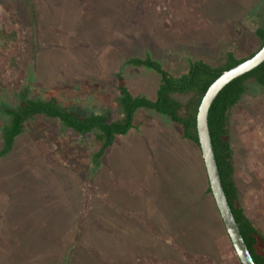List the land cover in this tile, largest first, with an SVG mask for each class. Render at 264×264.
Segmentation results:
<instances>
[{
    "label": "rangeland",
    "instance_id": "374dc122",
    "mask_svg": "<svg viewBox=\"0 0 264 264\" xmlns=\"http://www.w3.org/2000/svg\"><path fill=\"white\" fill-rule=\"evenodd\" d=\"M67 1L34 0L36 15L28 17V8L16 14L13 0H0V104L16 106L20 92L26 90L27 97L55 98L82 116L107 112L109 121L120 120L119 78L128 94L149 99L159 83L155 72L126 64L129 58L149 54L179 76L187 71L188 60L219 66L227 52L247 57L260 45L254 30L264 26V0H116V13L95 20L87 19L85 13L75 15L80 20L70 17ZM78 27L83 30L77 33ZM187 97L176 96L181 102ZM8 122L0 111V147L1 128ZM133 123L98 163L92 159L99 147L94 134L80 135L44 116L24 123L10 153L0 158V212L6 210V203L11 210L15 204L31 203L12 210L18 218L0 225V231L8 228L10 232L0 236V264H19L14 251L21 253L22 242L30 244L36 231L46 227L31 215L23 217L31 204L35 201L38 210H45L48 203L67 200L69 192L79 207H92L97 200L107 202L100 207L110 209L102 212L99 226H132L127 237L125 232L115 241L110 264L126 261L117 257L121 252L133 256L155 250L159 264H172L170 260L175 264H239L210 197L202 195L205 177L197 147L182 139L180 128L164 115L139 108ZM228 130L241 206L264 234V86L246 80L244 93L229 111ZM18 178L25 182L14 186ZM189 179L196 181L194 200L207 203L208 211L214 213L212 219L202 221L200 229L187 227L188 220H195V209L179 201L190 195ZM19 187L42 194L17 199L14 192ZM142 220L160 242L152 237L150 241ZM98 234L104 244L109 242L108 236ZM82 237L86 251L92 241L89 235ZM53 239L62 250L71 244L68 236ZM7 253L11 259H5ZM83 258L74 254L72 264H84ZM91 260L87 264L96 263Z\"/></svg>",
    "mask_w": 264,
    "mask_h": 264
},
{
    "label": "trees",
    "instance_id": "16d2710c",
    "mask_svg": "<svg viewBox=\"0 0 264 264\" xmlns=\"http://www.w3.org/2000/svg\"><path fill=\"white\" fill-rule=\"evenodd\" d=\"M13 3L16 8V14L21 12L23 10L22 8L24 7V9L28 8L26 10V15H28V17H33L36 15V11L32 7L35 3L34 0H13ZM115 3L116 0L67 1L70 17L76 18L75 15L79 17L85 13V15L87 14L86 18L89 20H95V18L98 19L100 16H102V19H105L107 16H111V12H115L117 10ZM75 20L80 19L76 18ZM79 24H81V22ZM76 30L77 33L78 31L81 32L83 27H78ZM254 34L260 41V45L256 49L258 50L264 43V26L257 27L254 30ZM1 40L2 39H0V43ZM253 53L249 54L248 56L252 55ZM245 58H236L231 52H227L219 66H211L201 60H188L187 71L179 76H174L171 74L167 69L163 68L158 61L152 59L149 54H146L143 58H129L126 61V64L133 67L146 68L155 72L159 76V83L155 91V96L152 99H149L143 96H131L128 94L124 87L123 80L119 78L118 101L120 103L123 116L120 120L116 121H109L110 116L107 112L102 114L90 113L89 115L82 116L75 110L60 105V103H58L55 98L48 97L47 99H32L27 97L26 90H23L19 94V101L16 106L8 107L4 104H0V111L4 116L9 118V122L4 124L1 128L2 144L0 147V158L10 153L15 139L23 132L24 123L28 119L34 116H44L49 119L57 120L62 127L71 129L80 135H86L89 133L94 134L95 138L99 141V147L94 152L92 159L93 163H98L105 151L112 147L115 139L118 136L125 135L129 129L134 127V114L139 108L152 111L158 115L166 116L172 123L176 124L180 128L182 139L193 143L198 149L195 115L203 94L205 93L207 87L221 74V72L238 64ZM248 79H252L258 86H264V62L248 73L232 80L220 90V92L212 101L208 110L207 126L217 172L227 204L254 264H264V234L254 226L252 221L246 216L244 209L241 206L238 197V188L234 181L235 169L232 162V149L230 146V136L228 130L229 111L244 93L245 82ZM178 95H187L188 97L185 102H181L176 98ZM202 172L205 177V187L203 189L202 195H208L210 197V204L212 207L214 206L217 216L219 217L210 194L203 164ZM186 175L188 176L187 173ZM20 181L25 182V180H19L18 178V180L14 183V186H17L18 183H21ZM187 183L188 185L189 183L191 184L190 191L194 193L196 191V181L191 182L189 179V182ZM9 185H13V183ZM14 194L16 197H18L17 199H22L24 197H40V194L42 193L41 191L37 192L29 188L19 187L17 191L14 192ZM69 194L70 195L67 199L72 202L71 199H75L74 197H71L70 192ZM63 200L66 199L64 198ZM45 201L46 200H42L44 203ZM30 203L31 202L27 201L19 203V205L15 204L12 210L15 208L17 210V207H22L24 204L27 206ZM195 204L197 207H199L198 211L201 212V219L202 216H205L206 218L210 217L211 219L213 218V213L207 209V203L198 204V202H195ZM9 205H12V203ZM57 205L60 206V208H64L66 203L64 206L55 203H48V207H45V210H38L39 207L34 201L31 204L30 211L26 213V215L23 214V217H28L31 215V217L36 219L37 222H40L41 225L48 226L47 223L49 218H51L53 215L52 213H54V210L55 213L59 211H56ZM5 209L6 210H4V212H0V223L2 222L0 225L2 226L9 224V222H5L7 219L14 220V218H18L15 216V213L13 217L12 210L7 203L5 205ZM68 209L69 210L64 213H68L70 211L69 215H67L69 216L70 222L79 221V223H81L82 220H88L87 215L91 214H88L89 212L87 211V214L85 215L87 217H85L77 214L78 211L75 210L73 206L69 207ZM219 221L224 235L226 236L220 217ZM198 226H202L201 220H199ZM28 229H30V227L26 228V230ZM5 230L6 232H3V230L0 231V236L10 233L8 228H5ZM70 232L75 239L71 238V244L64 245V256L61 262L59 261L60 263L53 261L54 258L56 259V257L61 254L60 248L53 242L54 230L46 228L45 226L41 230L36 231V239L30 244L25 243V241L22 242L25 245V249H23L21 253L14 251L15 257L13 258L16 259V262L19 264H35L34 262H38L40 264H68V258L70 260L72 259L73 253H75L76 248H78V242L81 241L79 230H73V232ZM93 233V229H87V235L93 236ZM32 255L37 256L34 258ZM4 257L5 259H11V255H8V253L4 254ZM5 263H7V261L4 262V264Z\"/></svg>",
    "mask_w": 264,
    "mask_h": 264
},
{
    "label": "crops",
    "instance_id": "0c3cea01",
    "mask_svg": "<svg viewBox=\"0 0 264 264\" xmlns=\"http://www.w3.org/2000/svg\"><path fill=\"white\" fill-rule=\"evenodd\" d=\"M157 114V113H156ZM116 144V141H114L113 145ZM112 145V146H113ZM189 196H181L179 197V201L180 203L182 204V206H185V207H191L192 209V206L193 208L195 209V212H194V216H195V220L193 222V220L191 221V223L189 222V220L187 221V227L190 229L192 228V226H196V227H199V220L203 221L206 217L205 216H202V219H201V214H199V211H198V207L197 205L195 204V202H197V200L195 201L194 198L197 196V192L195 191L194 193L189 191ZM79 201V200H78ZM59 205H62L64 206V204L66 203V205L64 206V208H60V206L57 205V209L59 210V212H56V213H52L53 215L51 216V218H49V221H48V226L46 225L47 228L49 229H52L54 230V236H56L57 238H63L64 236H68L72 239H75L72 235H71V232H73V230H79L80 232V239L81 241L78 242V248H76L75 250V253H73L72 255V259L70 260L68 258V264H72L74 261H73V256L75 254V256H84L83 258V263L84 264H87V263H90L92 262L91 259H94L96 261L95 264H100L103 262H106V264H110L111 262V258L115 257V254L113 252V248H114V243L115 241H119L122 239V237H124V233L126 232V237L128 235V230L131 229V227H127L126 229H123V226L122 224L120 225V227L118 226L117 228L113 229V228H105L103 226H99L97 223L100 224L101 222V214L102 212H107L109 211V207H104V208H107V209H101L100 207L105 204H107V202H99L98 200L97 201H94V205L93 207H87L86 205L79 207L78 203L76 202V200H73L74 202V209L78 211L77 214H80L81 216H85L87 214V211L89 212L88 214L90 215H87L85 217L88 218V220H82L81 223H79V221L77 222H70L69 220V213H64L66 211H68L69 207L70 206V201L67 199L66 200H59ZM64 203V204H63ZM78 205V206H77ZM181 206V205H180ZM114 208H116L115 206H113ZM190 209V210H191ZM56 210V211H58ZM116 210V209H115ZM189 210V211H190ZM92 214H95V215H92ZM214 214V213H213ZM21 215V214H20ZM143 218V217H142ZM93 220V221H92ZM143 220L145 221V219L143 218ZM142 220V229H144V233L145 232H148L149 228L147 227L146 223ZM207 220V218H206ZM57 222V224H53V222ZM102 225V224H101ZM155 228V227H153ZM87 229L90 230V229H93L94 233H93V236H89V242L92 241V243H89V248L85 251L83 249V242H82V235H87L86 232H87ZM107 229V230H105ZM157 229V228H156ZM81 230V231H80ZM102 230V231H101ZM98 232H100L103 236H108L109 237V242L108 243H103L101 240H100V236L98 234ZM149 233V232H148ZM148 233L146 234L147 237H148ZM16 234V233H15ZM14 234V235H15ZM154 235V236H153ZM153 235L151 233H149V237H150V241H153L155 243L160 242L161 241V238H159V235L157 233H153ZM151 237L153 238V240H151ZM167 239H169V237H166ZM170 238H172V236H170ZM148 240V239H147ZM169 241V240H168ZM53 242L54 244H57L58 245V240L57 239H53ZM64 241L62 240V243ZM170 243H172V241L170 240ZM198 244H199V241H198ZM56 245V246H57ZM103 245V246H102ZM156 253H157V250H155ZM104 252H106V255L104 256ZM109 252V253H108ZM60 255L56 257V259L54 258L53 261H56V263H60L61 260L63 259V250L60 249ZM155 252H142V254H135V255H131L130 253L128 252H121L120 254L117 255V257H121V258H125L126 257V261L124 262H117L116 264H159L161 263V261L159 260L157 254ZM81 258V257H80ZM158 260V261H156ZM176 260V259H175ZM60 261V262H59ZM72 261V262H71ZM114 261H117L116 259ZM112 261V262H114ZM172 261V264H175V261L174 260H170Z\"/></svg>",
    "mask_w": 264,
    "mask_h": 264
},
{
    "label": "water",
    "instance_id": "95a60500",
    "mask_svg": "<svg viewBox=\"0 0 264 264\" xmlns=\"http://www.w3.org/2000/svg\"><path fill=\"white\" fill-rule=\"evenodd\" d=\"M262 62H264V43L252 55L221 72V74L207 87L199 102L195 115L198 150L204 167L207 184L223 224L226 237L239 264H254V262L239 233L221 187L207 126V115L212 101L225 85L253 70Z\"/></svg>",
    "mask_w": 264,
    "mask_h": 264
}]
</instances>
